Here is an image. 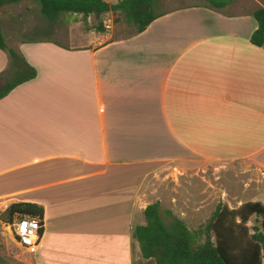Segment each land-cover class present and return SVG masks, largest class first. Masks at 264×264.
<instances>
[{"label":"crops","instance_id":"crops-1","mask_svg":"<svg viewBox=\"0 0 264 264\" xmlns=\"http://www.w3.org/2000/svg\"><path fill=\"white\" fill-rule=\"evenodd\" d=\"M257 5L187 6L140 34L78 47L17 44L36 77L0 100V207L43 209L32 264H150L131 233L156 202L173 214L180 207L174 215L189 229L207 206L264 205V185L251 180L264 178V41L251 42ZM8 65L0 50V74ZM233 165L249 178L232 188L200 176ZM168 170L183 177L186 194L178 199L175 185L164 202Z\"/></svg>","mask_w":264,"mask_h":264},{"label":"trees","instance_id":"trees-1","mask_svg":"<svg viewBox=\"0 0 264 264\" xmlns=\"http://www.w3.org/2000/svg\"><path fill=\"white\" fill-rule=\"evenodd\" d=\"M25 0H0V9L18 5ZM38 7L41 17L50 24L60 16L80 17L85 23L92 17L97 23L90 29L105 32L102 17L111 13L131 26L134 34L142 33L154 20L165 15L162 0H30ZM204 7L214 11L226 9L233 0H202ZM257 29L251 42L261 47L264 41V8L252 12ZM119 19H115L116 24ZM28 42H37L28 40ZM43 42V41H41ZM0 50L7 55L8 68L0 74L5 83L0 87V100L18 85L36 77L35 70L23 57L9 48L0 28ZM43 217V209L33 204H12L0 215V222L11 223L17 217ZM144 225L135 226L131 237L139 246L143 260L154 264H264V205L246 203L237 209L218 204L204 225L189 229L185 222L159 202L148 205L144 212ZM255 218L249 228L248 222Z\"/></svg>","mask_w":264,"mask_h":264},{"label":"rangeland","instance_id":"rangeland-1","mask_svg":"<svg viewBox=\"0 0 264 264\" xmlns=\"http://www.w3.org/2000/svg\"><path fill=\"white\" fill-rule=\"evenodd\" d=\"M106 1L110 4L115 2V0ZM257 3L264 5V0H233L229 5V8L233 9V11L246 10L249 8L247 7L249 5L258 6ZM204 4L205 3L202 0H162L161 10L168 12L187 6H204ZM115 19H119L116 24L114 23ZM101 23L104 27H108L105 28V32L103 34H99L93 29H90L93 25L97 24L92 17H89L84 23L79 16H60L56 23L50 24L41 17L38 7L30 0H25L18 5H7L0 9V28L6 45L12 49L16 48L18 43L26 40L27 42L28 40H53L64 45L78 47L86 44L88 39L95 36L109 35L111 39H120L134 33L131 26L126 25L120 18L113 16L111 13L104 15ZM199 170L201 172V169ZM202 171L203 174L200 176H205L207 178V182L214 184L216 189L217 185L223 186V184H226L224 185L226 188L228 187V184L231 185L232 188L235 183V179L237 181L240 177H243L244 180H246V177L249 178L248 176L245 177L246 174L243 173L240 166L237 165L227 166L221 170H216L212 167L209 169L203 168ZM219 171L223 172L219 173ZM195 172H197V169H195ZM200 176L195 178L193 182L195 187L194 195L199 198L201 197V188L203 187ZM217 177H221L219 178L220 181H216ZM161 179L163 181L162 191L163 195H165V199H163L164 202L168 200L167 198H169L170 193L173 195V187H175V185H178L177 198L180 199L181 195L185 196V187L187 184L185 183L183 177L179 178L178 174L172 175L168 170L161 175ZM251 180L257 181L259 185H264V178L259 173H255V175L253 173L251 175ZM252 185L257 186V184ZM236 207L237 205L231 206L233 209ZM167 208L168 206L166 204L162 207L164 210ZM213 208L215 209L216 206H207L208 210H205L204 213L200 212V214L197 215L196 221L189 222L188 224L190 226H194L195 228L204 225L209 218V212ZM179 210L180 207L178 206L172 208L175 215L180 214ZM202 213L205 215V218ZM0 215H2L1 212ZM254 219L255 218H251L248 222L249 228L255 224ZM0 264H32L30 256L21 250L12 240L7 224L2 222H0ZM150 264H154V262L150 260Z\"/></svg>","mask_w":264,"mask_h":264},{"label":"built area","instance_id":"built-area-1","mask_svg":"<svg viewBox=\"0 0 264 264\" xmlns=\"http://www.w3.org/2000/svg\"><path fill=\"white\" fill-rule=\"evenodd\" d=\"M8 207V205H1V213H4ZM7 227L10 237L21 250L28 255L35 254L43 229L42 219L28 216L15 217L11 223L7 224Z\"/></svg>","mask_w":264,"mask_h":264}]
</instances>
